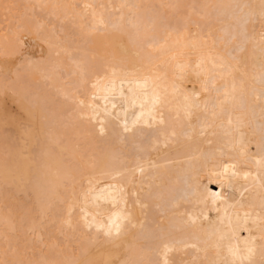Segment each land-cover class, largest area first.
I'll list each match as a JSON object with an SVG mask.
<instances>
[{
  "label": "bare ground",
  "instance_id": "6f19581e",
  "mask_svg": "<svg viewBox=\"0 0 264 264\" xmlns=\"http://www.w3.org/2000/svg\"><path fill=\"white\" fill-rule=\"evenodd\" d=\"M0 264H264V0H0Z\"/></svg>",
  "mask_w": 264,
  "mask_h": 264
},
{
  "label": "rangeland",
  "instance_id": "374dc122",
  "mask_svg": "<svg viewBox=\"0 0 264 264\" xmlns=\"http://www.w3.org/2000/svg\"><path fill=\"white\" fill-rule=\"evenodd\" d=\"M29 233H30V234H29ZM28 234L31 235V232L29 231ZM31 242H32V241H31Z\"/></svg>",
  "mask_w": 264,
  "mask_h": 264
}]
</instances>
